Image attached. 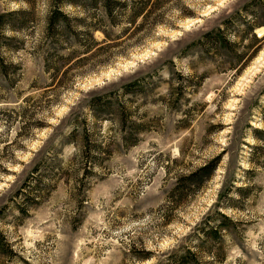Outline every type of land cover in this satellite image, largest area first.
<instances>
[{"label":"rangeland","instance_id":"374dc122","mask_svg":"<svg viewBox=\"0 0 264 264\" xmlns=\"http://www.w3.org/2000/svg\"><path fill=\"white\" fill-rule=\"evenodd\" d=\"M179 2L190 16L169 9L141 42L72 62L53 84L50 0H0V264H264V136L252 131H264V66L245 81L264 5ZM223 22L226 47L205 45ZM216 159L169 202L179 177ZM210 228L221 239L205 242Z\"/></svg>","mask_w":264,"mask_h":264},{"label":"trees","instance_id":"16d2710c","mask_svg":"<svg viewBox=\"0 0 264 264\" xmlns=\"http://www.w3.org/2000/svg\"><path fill=\"white\" fill-rule=\"evenodd\" d=\"M254 2L264 5L263 0H251V3ZM50 6L51 9L46 15L42 31L44 38L49 41V52L43 59L45 65L43 71L50 75L54 81L53 84L59 82L61 77H66L69 67L65 70L64 68L72 62V64H79L92 60L104 55L109 50L113 51V48H120L130 41L133 44L141 42L153 28L166 24L165 14L167 10L178 9L181 11V15H191L179 0H50ZM68 6L81 11L80 16L66 13L63 8ZM3 17V15L0 16V25ZM262 17L264 18V14ZM17 22L21 24V20H17ZM8 27L14 29V26ZM251 27L253 28L255 25ZM257 27L264 29V23L257 24ZM225 30H228V27L227 23L223 22L222 28L205 34V45L209 43L225 48L227 44ZM96 33L100 34V39L96 37ZM63 49L68 50V54L61 55L59 50ZM54 60L61 63L62 67L53 66L49 68L48 63H52ZM9 68L0 55V74L3 75ZM100 104H109L107 96L98 97L91 102V106ZM262 116L264 122V108ZM120 123L123 128L126 121L121 120ZM252 131L256 137L264 136L263 130L253 129ZM217 165L218 159L210 161L204 167L188 175L179 177L177 181L179 183L169 193V202L174 203L184 193V189L189 190L194 185L195 180H199L197 177L200 174H206L207 176H205L210 178ZM32 181L33 179L29 181V191L33 186ZM180 182L183 183L182 187H180ZM33 187L35 188V186ZM237 191L240 192V190ZM29 194L32 198L36 195L34 192H29ZM221 217L225 222H229L223 215ZM218 230L219 228H210L205 232L202 231L205 242L221 239ZM0 243H3L1 233ZM181 260L183 261V258Z\"/></svg>","mask_w":264,"mask_h":264},{"label":"bare ground","instance_id":"6f19581e","mask_svg":"<svg viewBox=\"0 0 264 264\" xmlns=\"http://www.w3.org/2000/svg\"><path fill=\"white\" fill-rule=\"evenodd\" d=\"M208 14V13H207ZM187 27V26H186ZM264 66V51L259 55V57L255 61V65L251 68L249 74L245 76V81H247V78L250 76H254L255 73H257L259 68ZM250 79V78H249Z\"/></svg>","mask_w":264,"mask_h":264}]
</instances>
